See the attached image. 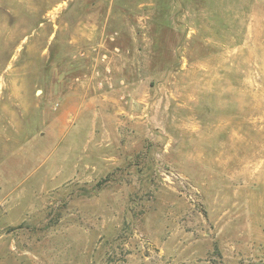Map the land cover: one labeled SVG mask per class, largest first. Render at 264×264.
<instances>
[{
    "label": "rangeland",
    "instance_id": "374dc122",
    "mask_svg": "<svg viewBox=\"0 0 264 264\" xmlns=\"http://www.w3.org/2000/svg\"><path fill=\"white\" fill-rule=\"evenodd\" d=\"M0 264H264V0H0Z\"/></svg>",
    "mask_w": 264,
    "mask_h": 264
}]
</instances>
